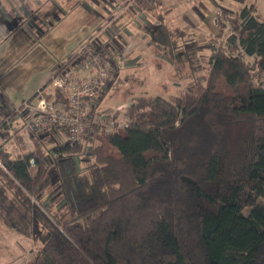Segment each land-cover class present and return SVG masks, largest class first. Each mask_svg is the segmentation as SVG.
I'll return each instance as SVG.
<instances>
[{
  "label": "trees",
  "instance_id": "obj_1",
  "mask_svg": "<svg viewBox=\"0 0 264 264\" xmlns=\"http://www.w3.org/2000/svg\"><path fill=\"white\" fill-rule=\"evenodd\" d=\"M219 16L234 31L205 87L193 74L134 98L107 115L126 113L124 132L94 125L89 151L58 127L27 133L25 103L0 108V212L38 242L27 264H264V17L255 0Z\"/></svg>",
  "mask_w": 264,
  "mask_h": 264
},
{
  "label": "rangeland",
  "instance_id": "obj_2",
  "mask_svg": "<svg viewBox=\"0 0 264 264\" xmlns=\"http://www.w3.org/2000/svg\"><path fill=\"white\" fill-rule=\"evenodd\" d=\"M121 1L43 0L41 7L26 13L29 3L40 5L41 1L1 0L0 108L9 112L12 110H8L9 103L16 109L24 104L52 76L54 70L70 60L79 44L89 38H97L103 47L107 46L115 60L122 61L119 68L124 65L123 62L127 64L123 50L130 43L141 47L131 57L135 65L125 70L123 67L112 87L96 102L100 113H111L118 107L125 109L127 104L141 95L167 96L176 93L190 86L188 82L193 74L204 78L202 85L205 87L209 65L206 62L208 55H203L213 42L227 44L228 34L231 33V22L227 23L230 25L228 30L221 27L220 19V23L218 21L216 24L215 18L221 4L207 1L205 6L198 7L202 10L199 17L193 11L185 13L188 25L198 31L182 37L185 32L179 30L188 25H178L173 18L165 17L164 23L169 30L166 35L162 34L161 30H155L159 19L154 12L158 10L156 7L139 6L137 0H128L127 5L122 4L119 8ZM170 1L162 0L159 8L162 15H166L164 7ZM255 2L264 13V0ZM225 7L235 10L231 5ZM258 13L263 18L260 10ZM219 29L223 30L222 36L217 35ZM122 33L131 39L128 46L127 42H123ZM215 37L219 39L215 41ZM21 111H25V106ZM20 123L16 118L14 125ZM31 130L28 125L27 133ZM121 131L124 132V129ZM108 151L116 156L121 155L120 150L112 145L108 146ZM87 165L82 163L81 167ZM2 211L0 264H27L35 256L39 244L27 229L19 230L11 224L4 215L5 210ZM45 224L44 221L40 226Z\"/></svg>",
  "mask_w": 264,
  "mask_h": 264
},
{
  "label": "built area",
  "instance_id": "obj_3",
  "mask_svg": "<svg viewBox=\"0 0 264 264\" xmlns=\"http://www.w3.org/2000/svg\"><path fill=\"white\" fill-rule=\"evenodd\" d=\"M220 18L218 13L216 24ZM229 28L227 25L225 30ZM231 29L230 34L234 31ZM239 50L245 53L243 47ZM73 55L79 56L81 62L52 75L51 82L40 87L31 102H25V107H29L34 115V122L29 124L32 129L58 127L65 137L82 143L89 151L93 147L90 139L93 138L94 125L110 132L123 128L130 121L126 113L107 116L110 112L100 113L98 106L93 104V100L101 98L105 87L116 80L122 61L112 58L97 38L81 42ZM57 90L63 91L62 98H57ZM7 147H11L10 142Z\"/></svg>",
  "mask_w": 264,
  "mask_h": 264
},
{
  "label": "crops",
  "instance_id": "obj_4",
  "mask_svg": "<svg viewBox=\"0 0 264 264\" xmlns=\"http://www.w3.org/2000/svg\"><path fill=\"white\" fill-rule=\"evenodd\" d=\"M40 1H41V4L40 5H38L36 2L34 3V5H31L29 3L30 7L26 11V13L27 12H32V11L36 10L37 8L41 7L43 5V0H40ZM207 1H209V0H171L169 2V5L166 6V7H164V11L166 12V15L165 14L162 15V10L159 9L162 0H137V3L136 4L139 5V6H143V4H145V5H148V6L156 7L158 10H156L154 12L156 14H158L157 16L159 17V19H158V25H156V27L154 26L155 27V30L156 29L157 30H160V28L163 27L164 29H166V31H168L169 29H168L167 25L164 23L165 22L164 21L165 19H163V18L170 17V18H173L178 23V25H181V26L188 25L187 21L184 18L185 13H190V11H193L198 17L201 16L202 15V10H199L198 7H201L202 8V5L205 6V3ZM210 1L214 2L215 4H218V3L221 4L220 6H218V10H217V13H219L221 10H224V9H228L231 12L236 11V10L240 9L241 7H243V5L250 3L252 0H210ZM33 2H34V0H33ZM122 4L127 5L128 4V0H122L121 3H120V5H119V8H120V6ZM225 5H231L233 8H235V10L232 11L230 8L225 7ZM256 7H257V12H258V10H260L261 13L264 14L263 11L258 6V4L256 5ZM104 17H106V16H104ZM162 24H164V25H162ZM188 26L189 27H185V28L182 27V28H180L179 31L185 32L184 34H182V37H185L184 35H186L188 33L192 34V33H195V32L198 31L195 27H191L190 25H188ZM146 27L147 26H145V28ZM164 33H165V30L163 31L162 34H164ZM138 36H140V34ZM146 36L147 35H145L143 37L145 38ZM122 37L124 38L123 39V42H125V43L127 42V46H128L129 45V40L131 41L130 37L128 38V36L126 34H124V33H122ZM104 43L105 42H103V44ZM124 45L125 44H123V47H124ZM132 45L133 44L130 43V45L123 50V53L125 55V60H126V63L127 64L125 65V62H123L124 65L121 68H119L118 74H119L120 70L123 67H125V68H123L125 70V69H128L129 67H133L135 65L134 60H132L131 57H133L134 54H136V52L139 51V49L141 47H138V44H136V46H132ZM106 48H107V46H106ZM210 48L209 47L207 48V52H205L203 56H205V55H208L209 56L210 55V52H211V49ZM107 51L110 54L108 48H107ZM111 56L114 59L116 58L113 55H111ZM139 58H141V57H139ZM117 77H118V75H117ZM116 80H117V78H116ZM110 85L107 86V88L104 89L103 94H102V97L100 99H102L103 96L106 94V92L109 90V88L112 87V85L111 86ZM13 107L14 106L11 103L8 104V108H9L8 110H10L11 108L13 109ZM118 108H120V107H118ZM55 132H57V135H56L57 137H61V138H64L65 137L63 130L58 129ZM58 133L61 136H58ZM87 162H88V160H86V159L83 158V164L85 165Z\"/></svg>",
  "mask_w": 264,
  "mask_h": 264
}]
</instances>
